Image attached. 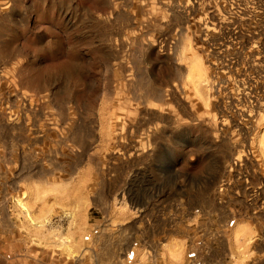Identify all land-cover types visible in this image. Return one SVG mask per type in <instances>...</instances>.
Returning <instances> with one entry per match:
<instances>
[{
	"label": "rangeland",
	"instance_id": "obj_1",
	"mask_svg": "<svg viewBox=\"0 0 264 264\" xmlns=\"http://www.w3.org/2000/svg\"><path fill=\"white\" fill-rule=\"evenodd\" d=\"M199 239L264 264V0H0V264Z\"/></svg>",
	"mask_w": 264,
	"mask_h": 264
},
{
	"label": "built area",
	"instance_id": "obj_2",
	"mask_svg": "<svg viewBox=\"0 0 264 264\" xmlns=\"http://www.w3.org/2000/svg\"><path fill=\"white\" fill-rule=\"evenodd\" d=\"M247 177L244 176V177H239V180L242 181L243 183V187L246 186V189H250V183H249V180L246 179ZM229 185V183H227L226 181H224L222 184H221V187H220V190L223 191L225 189V187H227ZM259 202V200L257 201V203ZM196 214L198 215H201L203 216V213L201 212L200 209H196L195 211ZM195 251H194V255H193V258L190 260V263L189 264H204L203 263V254L202 251L205 247V241L203 239H199L195 245ZM208 252V250H205V254ZM201 253V255L199 254Z\"/></svg>",
	"mask_w": 264,
	"mask_h": 264
}]
</instances>
